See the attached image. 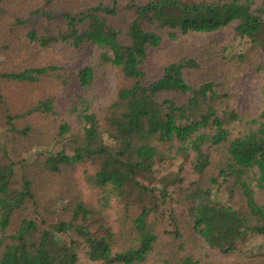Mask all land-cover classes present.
<instances>
[{"label":"trees","instance_id":"16d2710c","mask_svg":"<svg viewBox=\"0 0 264 264\" xmlns=\"http://www.w3.org/2000/svg\"><path fill=\"white\" fill-rule=\"evenodd\" d=\"M247 67L264 0H0V264L264 258Z\"/></svg>","mask_w":264,"mask_h":264},{"label":"rangeland","instance_id":"374dc122","mask_svg":"<svg viewBox=\"0 0 264 264\" xmlns=\"http://www.w3.org/2000/svg\"><path fill=\"white\" fill-rule=\"evenodd\" d=\"M174 46V43H167L164 47V52H168ZM263 82V76L255 67H247L240 81L231 87L233 91V103L241 113H257L261 110L264 97ZM179 164L180 160H176L159 165L157 167L158 173L172 177L178 171ZM223 259L226 263L231 264H264V258L253 259L243 254L224 257ZM82 264L89 263L86 260H82Z\"/></svg>","mask_w":264,"mask_h":264}]
</instances>
